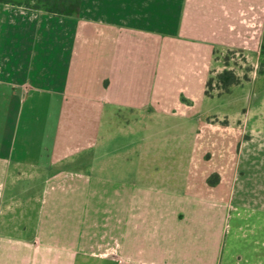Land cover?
Instances as JSON below:
<instances>
[{
    "label": "crops",
    "instance_id": "obj_1",
    "mask_svg": "<svg viewBox=\"0 0 264 264\" xmlns=\"http://www.w3.org/2000/svg\"><path fill=\"white\" fill-rule=\"evenodd\" d=\"M263 42L264 0H83L71 16L0 3V264H264V139L245 122L208 121L221 167L193 160L171 190L153 159L120 178L102 143L125 111L198 117L217 52L259 57Z\"/></svg>",
    "mask_w": 264,
    "mask_h": 264
},
{
    "label": "rangeland",
    "instance_id": "obj_2",
    "mask_svg": "<svg viewBox=\"0 0 264 264\" xmlns=\"http://www.w3.org/2000/svg\"><path fill=\"white\" fill-rule=\"evenodd\" d=\"M217 58V66L211 76L216 77L228 69L235 73L238 82L226 88L214 79L212 85L207 86V99L201 103L198 117L161 118L156 114H132L125 111L119 119L106 120L102 143L111 144L115 153L105 159L114 156L120 162V178L138 180L143 175L140 170L143 172L145 169V159L161 163V166L153 165V169L162 172L163 177H169L165 183L169 187L178 178L184 179L193 160H201L200 173L220 168L225 135L223 130L209 131L208 121L219 124L225 123L227 119L239 126L242 120L245 122L244 128L254 129L264 139V57L262 54L259 57L248 56L240 51L224 49L217 52ZM234 138L233 132L232 142ZM250 138L253 136L245 134V140ZM238 148V185L247 182L252 187L253 182L249 177L254 169L246 165L248 145H240ZM263 154L264 150L252 154L251 158H259ZM128 161L132 165L131 172L127 166ZM112 172L108 168L105 174L112 175ZM212 177L214 179L216 175Z\"/></svg>",
    "mask_w": 264,
    "mask_h": 264
},
{
    "label": "trees",
    "instance_id": "obj_3",
    "mask_svg": "<svg viewBox=\"0 0 264 264\" xmlns=\"http://www.w3.org/2000/svg\"><path fill=\"white\" fill-rule=\"evenodd\" d=\"M82 1L83 0H0V3L16 4L31 10H43L55 15L71 16L80 12ZM261 54L264 57V42L262 45ZM214 79H216L220 84H222V86L226 88L238 82V78L235 73L228 69L218 74L216 77L211 76L207 83L208 87L212 85ZM207 93L208 89L206 90V94Z\"/></svg>",
    "mask_w": 264,
    "mask_h": 264
}]
</instances>
